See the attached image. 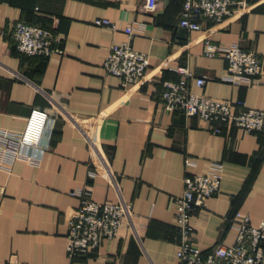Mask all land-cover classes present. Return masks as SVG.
Returning a JSON list of instances; mask_svg holds the SVG:
<instances>
[{
	"label": "crops",
	"instance_id": "0c3cea01",
	"mask_svg": "<svg viewBox=\"0 0 264 264\" xmlns=\"http://www.w3.org/2000/svg\"><path fill=\"white\" fill-rule=\"evenodd\" d=\"M146 1L0 0V129L24 131L34 109L54 119L38 159L21 155L8 166L0 148V264H180L175 199L187 159L198 175L213 163L223 167L220 193L191 218L194 243L205 253L236 242L229 223L236 212L264 222V131L229 126L215 134L199 117L168 112L161 99L164 82L180 81L176 69L184 67L194 75L192 92L264 110V75L234 84L224 79L226 59L205 54L208 40L264 55V0H249L221 22L202 20L200 31L180 25L184 0L160 1L153 13ZM17 22L52 29L63 54L21 53L11 35ZM129 39L150 55V67L142 83L123 87L104 63L114 43ZM202 76L206 84L198 87ZM73 191L133 206L118 237L74 259L67 252L68 216L80 206Z\"/></svg>",
	"mask_w": 264,
	"mask_h": 264
},
{
	"label": "built area",
	"instance_id": "2783aa9c",
	"mask_svg": "<svg viewBox=\"0 0 264 264\" xmlns=\"http://www.w3.org/2000/svg\"><path fill=\"white\" fill-rule=\"evenodd\" d=\"M159 2L147 0L144 7L146 12H156ZM237 7H249V0H184L180 25L189 31H200L202 20L221 22L231 17ZM95 24L117 29V25L109 19H97ZM125 32L130 38L134 34L132 27L125 29ZM11 35L17 43V49L28 56L48 58L64 52L58 45L59 37L52 29L17 22L12 27ZM205 54L226 59L228 67L224 79L234 84L257 82L264 75V55L246 51L239 45L219 47L207 40ZM104 67L107 74L121 80L123 87L136 86L147 77L150 55L135 50L129 39L110 47ZM176 72L183 75L180 81H165L163 84L161 99L168 112L180 111L187 117H199L214 125L215 134H222L224 127L229 126L239 127L249 133L264 131V110L250 108L243 100L233 102L198 95L190 88V80L194 75L184 67L176 69ZM195 81L198 87H203L206 77H195ZM53 122L48 112L34 109L24 131L0 129V148L5 151L6 165H12L21 155L38 159L46 152L43 144L45 139L51 138ZM90 146L95 147L92 139ZM195 165V162L186 160L189 174L184 179V190L175 199L177 257L180 264H264V222L255 225L248 215L240 211L229 220L237 230L233 245L218 243L205 253L194 243L195 231L191 218L198 210L206 208L211 197L220 193L223 170L221 163H213L211 172L198 175L190 170ZM71 195L80 199V206L67 220V252L70 258L87 255L104 241L118 237L123 224L132 216V203H99L84 191H73Z\"/></svg>",
	"mask_w": 264,
	"mask_h": 264
},
{
	"label": "water",
	"instance_id": "95a60500",
	"mask_svg": "<svg viewBox=\"0 0 264 264\" xmlns=\"http://www.w3.org/2000/svg\"><path fill=\"white\" fill-rule=\"evenodd\" d=\"M160 1H162L165 4V6H168L170 2V0H160Z\"/></svg>",
	"mask_w": 264,
	"mask_h": 264
},
{
	"label": "trees",
	"instance_id": "16d2710c",
	"mask_svg": "<svg viewBox=\"0 0 264 264\" xmlns=\"http://www.w3.org/2000/svg\"><path fill=\"white\" fill-rule=\"evenodd\" d=\"M30 24V23H29ZM32 25H38V26H41V27H43V28H45L43 25H40V24H35V23H32ZM45 29H47V28H45ZM17 46V45H16ZM24 54V53H23ZM25 55V54H24ZM26 56H28V55H26ZM29 57V56H28ZM39 57V56H38Z\"/></svg>",
	"mask_w": 264,
	"mask_h": 264
}]
</instances>
